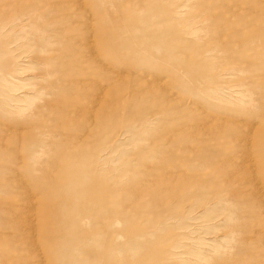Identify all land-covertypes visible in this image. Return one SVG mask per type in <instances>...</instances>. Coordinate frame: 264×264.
<instances>
[{"label":"rangeland","instance_id":"rangeland-1","mask_svg":"<svg viewBox=\"0 0 264 264\" xmlns=\"http://www.w3.org/2000/svg\"><path fill=\"white\" fill-rule=\"evenodd\" d=\"M0 264H264V0H0Z\"/></svg>","mask_w":264,"mask_h":264},{"label":"bare ground","instance_id":"bare-ground-1","mask_svg":"<svg viewBox=\"0 0 264 264\" xmlns=\"http://www.w3.org/2000/svg\"><path fill=\"white\" fill-rule=\"evenodd\" d=\"M30 214V213H29Z\"/></svg>","mask_w":264,"mask_h":264}]
</instances>
